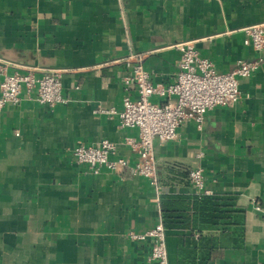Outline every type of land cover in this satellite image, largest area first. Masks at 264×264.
I'll use <instances>...</instances> for the list:
<instances>
[{"label":"crops","instance_id":"obj_1","mask_svg":"<svg viewBox=\"0 0 264 264\" xmlns=\"http://www.w3.org/2000/svg\"><path fill=\"white\" fill-rule=\"evenodd\" d=\"M259 22L264 0H0V62L60 71L65 99L48 106L23 90L0 109V264H158L129 233L162 221L161 201L177 218L162 221L167 264H264V60L239 78L236 102L154 138L157 190L128 167L94 171L71 154L109 139L112 157L138 160L127 142L137 129L103 111L137 97L123 83L135 54L154 83L174 80L184 41L229 72L257 59L243 39Z\"/></svg>","mask_w":264,"mask_h":264},{"label":"built area","instance_id":"obj_2","mask_svg":"<svg viewBox=\"0 0 264 264\" xmlns=\"http://www.w3.org/2000/svg\"><path fill=\"white\" fill-rule=\"evenodd\" d=\"M244 44L250 45L258 53L253 61L242 60L229 72H217L210 59L199 54L191 41L177 43L180 51L175 78L168 84L152 82L144 69L141 55L135 54L132 72L123 78L125 85H134L136 98L126 96L122 108L104 109L117 114L118 125L122 128H136L137 138L127 140L135 148L138 160L128 165L123 157H112L115 144L109 139H101L96 144L77 143L71 151L73 160L97 171L105 167L113 170L128 167L132 175H141L149 180L156 190L158 181L153 153L154 138L160 141L173 140L176 130L185 120L191 119L198 126L204 122L205 113L217 105H229L239 98V78L249 75L264 60V22L244 27ZM0 109L6 104H17L24 90L27 97L39 103L53 106L64 102L60 71H46L35 75L26 72H9L8 64L0 62ZM152 95L164 98L158 103L150 99ZM190 183L201 190L204 177L201 168L190 169ZM133 239L149 240V258L158 264H167L165 228L162 221L143 233L131 231Z\"/></svg>","mask_w":264,"mask_h":264},{"label":"trees","instance_id":"obj_3","mask_svg":"<svg viewBox=\"0 0 264 264\" xmlns=\"http://www.w3.org/2000/svg\"><path fill=\"white\" fill-rule=\"evenodd\" d=\"M160 210H161L162 221L166 226H171L175 224L176 216L171 212L167 204H165L163 201L160 202Z\"/></svg>","mask_w":264,"mask_h":264}]
</instances>
